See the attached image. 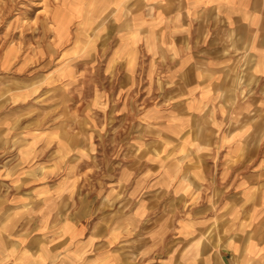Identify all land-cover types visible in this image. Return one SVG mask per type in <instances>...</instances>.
<instances>
[{"label": "rangeland", "instance_id": "374dc122", "mask_svg": "<svg viewBox=\"0 0 264 264\" xmlns=\"http://www.w3.org/2000/svg\"><path fill=\"white\" fill-rule=\"evenodd\" d=\"M185 5L0 0V264L264 243V26Z\"/></svg>", "mask_w": 264, "mask_h": 264}, {"label": "crops", "instance_id": "0c3cea01", "mask_svg": "<svg viewBox=\"0 0 264 264\" xmlns=\"http://www.w3.org/2000/svg\"><path fill=\"white\" fill-rule=\"evenodd\" d=\"M117 1V4L120 5L122 3V0H115V2ZM149 4L151 5V8L154 7H158V4L162 3V2H166V7H165V11L167 12V16H171L175 18L176 21V27L174 25V31L175 34H180V33H184L186 34V29L187 27L185 26V19L187 18L188 14L187 11L185 10H177V8H171L172 3L174 4V2H182V4L186 3L189 11L191 14H194L196 12V10H194V8L198 6V10H200V13H207L208 11L210 12L211 9L214 10H219V8L221 10H223V13H225L226 15L228 14H233L235 12V9H237L238 12L242 13L243 16V20H247L246 23H248L251 20V16H253L252 21L256 22V24L258 23V25L264 26V0H241L244 4L249 5V9L252 10L249 12H247V10L243 9L244 4H242V2L239 5L238 0H148ZM171 4V5H170ZM185 5V6H186ZM154 6V7H153ZM237 6H239L240 8H236ZM184 8V7H183ZM256 8L258 9V11L261 13V19H256V16L254 15L253 11ZM165 11H162L164 15ZM178 12H182V13H178ZM178 14H180L181 16L179 17L180 20L178 21ZM200 16V14H198ZM234 15V14H233ZM233 18V17H232ZM157 19V17L155 18ZM256 19V21H254ZM202 23L199 24V29L201 30V34H202ZM174 33V32H172ZM178 37H180V35H178ZM176 39V38H174ZM202 39V38H201ZM260 40V39H259ZM262 41V42H261ZM259 41L260 43H257L258 46H260L261 44L264 47V36H263V40ZM257 65V63H256ZM257 69V67H255ZM220 251H217L216 254H220ZM190 253H192V255H197V256H193V257H197V260H191V259H187L185 262H183V264H207V262H210L211 259L209 256L210 255L214 261L216 260V256L214 255L215 252H210V251H190ZM221 253L223 254V256H225L227 263L226 264H264V243L260 242V243H256L254 241H247V242H239V241H234V243L232 244H228L226 247H224V250L221 251ZM168 264V263H166ZM173 264V262L171 263Z\"/></svg>", "mask_w": 264, "mask_h": 264}, {"label": "bare ground", "instance_id": "6f19581e", "mask_svg": "<svg viewBox=\"0 0 264 264\" xmlns=\"http://www.w3.org/2000/svg\"><path fill=\"white\" fill-rule=\"evenodd\" d=\"M55 18V17H54Z\"/></svg>", "mask_w": 264, "mask_h": 264}]
</instances>
